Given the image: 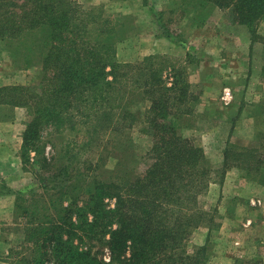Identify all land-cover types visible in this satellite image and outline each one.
<instances>
[{
	"label": "trees",
	"instance_id": "trees-1",
	"mask_svg": "<svg viewBox=\"0 0 264 264\" xmlns=\"http://www.w3.org/2000/svg\"><path fill=\"white\" fill-rule=\"evenodd\" d=\"M189 1L195 5L185 14L192 11L203 21L208 11L219 7L232 22L248 26L254 37H260L264 0ZM116 26L112 18L76 0H0V43L28 65L37 57L42 63L37 85L0 87V105L29 110L21 147L25 167L32 153L43 154L47 132H76L79 137L72 141L85 154L90 140L115 132L123 135L134 124L132 111L123 104L130 73L135 77L134 89H144L145 97L152 100L148 121L154 142L144 172L124 150L118 174L110 180L92 177L81 206L56 202L44 206L36 199L27 200L24 193L18 195L15 209L25 219L24 239L34 244L31 254L16 252L24 264H114L115 260L119 264H205V248L191 254L186 241L194 228L208 221L199 199L214 179L215 169L204 149L180 135L170 118L194 112L186 105L187 75L177 70L169 84L156 66V55L138 64L122 63L116 56ZM177 103L184 106L173 110ZM68 145L65 142L64 148L72 156ZM234 149L226 150V163L240 155ZM259 157V148H254V161ZM229 168L220 169L223 177ZM260 183L264 184V177ZM107 198L115 199L114 207H109ZM76 239L82 243L107 240L110 261L94 254L92 246L80 248Z\"/></svg>",
	"mask_w": 264,
	"mask_h": 264
},
{
	"label": "rangeland",
	"instance_id": "rangeland-1",
	"mask_svg": "<svg viewBox=\"0 0 264 264\" xmlns=\"http://www.w3.org/2000/svg\"><path fill=\"white\" fill-rule=\"evenodd\" d=\"M76 1L89 9L95 7L99 12L117 22L118 32L115 40L117 42L116 56L118 60L122 63L138 64L146 56L156 55V66L163 70L164 78L167 81L168 77H171V68H174V71L183 70L186 73L184 65L179 59L184 55L151 52L154 34L158 32V25L156 24L158 17H161L162 23L173 30L178 39L188 40L199 46V49L195 50L190 58L193 63L191 64V72H189V81H192L193 86L190 85V96L186 103L188 108H192L194 112L191 114L180 112L170 117L180 135L190 138L204 149L209 163L215 169L214 179L199 199L201 210L209 214L208 221L193 229L191 236L186 241L187 249L193 254L199 249L205 248V264H264V243L261 241L256 243V239H254L259 234H264V209L262 218L259 210L264 207V191H259L258 194L259 199L263 201L262 206L260 205L258 209H255L250 202L252 200L250 197H254V183L264 187V184L260 183V178L264 177V174L261 175L264 172V99L257 104L249 99L251 105L246 106V108L243 106L242 110H239L240 103L238 102L242 100V98L239 99L242 94H239L238 99L233 102L235 92L230 90L232 97L228 99V104L220 98L221 95H218L220 92L223 95L225 91L229 90H225L226 87L223 90L224 75L225 77L229 76L227 83L233 85L234 81L232 84L230 82L231 77L236 74L232 75V72L235 73L241 66L246 70L248 65L246 60L245 63L242 62L244 53L242 54L243 46L241 45L248 41H251L252 45L247 59L251 66L254 65V43L258 44L257 47L262 45L264 48V24L261 26L260 23L258 26L257 32L260 37H254L248 26L243 24H238L240 27L234 30V27L226 23H234L226 10L213 13L217 7L208 11L209 13L207 12V17L203 21L194 17L195 14L193 13V16L189 15V22L185 16L182 17L184 20L181 22L179 20L181 12L185 8H187L186 11L190 10L195 5L189 0L172 1L173 3L166 9V12L165 10L162 11V16H158L153 10L149 0ZM210 16L213 19L208 28L199 29L192 34L187 32L186 27L190 21L200 25L207 21ZM205 47L207 51H205ZM7 48V45L0 43V87L16 84L37 85L43 74L40 57L35 58L33 63L28 65L18 57L15 58L14 53ZM200 51L202 53H199ZM224 52L229 57L228 61H219L218 56L221 53L223 55ZM209 56L216 58L214 60L216 65H213L212 68L217 70V80L210 81L209 79L202 83L201 78H199L200 72L197 71L199 68L197 64L199 65L202 58ZM257 61L264 63V54L263 58L259 55ZM206 65L208 63L203 62V66ZM234 78H236L234 79L236 80L235 84L239 85L237 90L240 92V85L246 87L244 86L246 85V77ZM129 79L127 96L124 98L123 104L132 111L134 124L126 128L123 135L120 132H115L113 135L111 133L110 136L101 135L95 141L90 140L86 144L88 148L86 154L80 152L79 145L72 141L75 137H79L76 132H59L52 135L47 132L44 138L46 146L43 154L37 156L32 153V159L27 165L33 180L28 191L22 194L27 200L36 199V204L40 202V205L50 207L54 202L57 206L59 203L67 207L72 205V208H75L78 203L81 206L86 199V188L92 177L110 180L118 174V162L121 160L124 150L127 151L126 155L130 159H135L136 165L139 164L141 172L146 170L149 165L148 155L154 142V133L150 129L148 121L152 100L145 97L144 89H134L133 80L135 77L132 73H130ZM237 81L239 82L237 83ZM203 84H208V88L213 89L215 93L208 97L210 103L208 98L206 99L207 102L201 98L204 90ZM208 88L207 91H210ZM252 88L251 91L254 90V85ZM192 95L194 96L192 97ZM232 102L236 105L231 104ZM181 106L184 105L177 103L173 110L177 107L182 108ZM242 115L254 119L253 122H242ZM30 118L29 110L26 107L0 105V120H18L19 129L21 126L22 133L26 127L25 123ZM65 142L69 144L67 147L71 150L72 156L67 154L64 148ZM229 148L230 150L237 148L240 155L235 156L234 160L231 159L227 163L225 159L219 161V154L222 153L225 158V152ZM254 148H259L260 161H254ZM248 149L251 150V153H248L247 156L245 154ZM227 165H230L228 170H240L244 173L237 175L238 173L234 171L233 177L229 179L230 182L227 185L232 187L236 185L237 188L233 190L228 188L226 194H223L224 189L221 184L224 182L226 174L223 177L220 169L226 168ZM65 166L68 167L64 168ZM91 166L93 167L91 168ZM24 181H28V179L25 178ZM20 182L22 183V181ZM64 191H67L68 194L65 195ZM236 191L240 193L237 194ZM246 192L252 193L247 194ZM225 195L228 197L224 199ZM223 199L225 215L219 210V204ZM106 202L109 207L115 206V199L107 198ZM51 212H53L52 209ZM18 214L16 210V216L21 219ZM254 218L258 219L259 225H255ZM21 220L24 221L25 219ZM25 226L26 223L21 230L24 238ZM24 238L15 244L14 251L31 254L34 244L27 242ZM75 242L84 249L92 246L94 254L107 262L110 261L107 240L93 239L92 242L82 243L76 239ZM14 263L24 264L21 256L18 255L14 256ZM114 264H119L118 260H115Z\"/></svg>",
	"mask_w": 264,
	"mask_h": 264
},
{
	"label": "crops",
	"instance_id": "crops-1",
	"mask_svg": "<svg viewBox=\"0 0 264 264\" xmlns=\"http://www.w3.org/2000/svg\"><path fill=\"white\" fill-rule=\"evenodd\" d=\"M172 1L174 2V0H149L150 6L151 7L153 6V10H155L158 16L163 15V12H162L163 10H165L166 12V9H168L173 3ZM179 8L182 9V7H179ZM186 9L187 8H185L184 10ZM223 10L224 9H220L217 7L216 9H214L213 13H216L217 11H223ZM181 13L182 14L179 16L181 18V19L179 18L181 22L182 20H184L182 18L183 16L187 18L188 22H189L188 19H190L189 15L193 16L192 11H190L189 15H187L188 13L187 14H185L184 12H181ZM212 19H213L212 16H210L207 21H204L200 25L196 24L193 21L192 22L190 21V24L188 23L189 25H187L186 27L187 32L192 34V33H195V31L199 29L205 30V28H208L210 26V22ZM226 23L230 25L231 27H234V30L235 29L237 30V28L240 27L238 26V24H235V23H229V22H226ZM156 24L158 25V32L154 34V42L151 47L152 48L151 52L162 53V54L169 53L172 55L175 54V55H180V56L184 55L182 58H179V59L184 65V69L186 70L187 80H188L189 85L193 86L192 81L191 80L189 81L190 79L189 72H191V64L193 63L191 62L190 58H191V55L195 53V50L199 49V46L195 45L194 42L178 39L174 35L173 30L171 28L169 29V27L166 24L162 23L161 17L160 18L158 17V19L156 20ZM263 24H264V20H262L261 26ZM167 32H170L172 35L171 36L168 35ZM243 44L241 45L243 46L242 54L244 53V57H242L243 58L242 62L245 63V60H246L248 66L246 70L242 68L241 66L240 69L235 71V73L232 72V75L236 74L234 75V77H238V79H241V77L245 76L246 85L244 86L246 87H242V85H240V92H239L237 90L239 85H236L235 84L236 80H234L236 78L231 77L232 78V80L230 81L231 84H232V81L234 82H233V85H230L227 83L228 82L227 78H229V76L225 77L224 75L223 77L224 84H222L223 85L222 87H223V90L225 87H226L225 90L226 89H229V90L227 92L225 91L226 93L224 92L223 95L221 94V92L218 93L219 96L221 95L220 98L225 100L226 104H228V101H229L228 99L232 97L230 90L235 92L233 102H235L238 99L239 94H242V96L239 98V99L242 98V100L238 102L240 103L239 110H242L243 106H245L246 108V106L248 107L249 105H251L249 104V99H251L252 101H255L256 104L259 101H262L264 99V63L263 61H259V63H261L259 65L257 61V57L259 55L261 58H263L264 48L262 45L260 47H257L258 44L254 43V47H255L254 48V65L251 66L247 58H248L249 53L251 52L250 48H251L252 42L248 41L246 44L244 45ZM202 49H204V47H202ZM205 51H207L206 47H205ZM199 53H202V52L200 51ZM218 57H219L218 58L219 61H228L229 59V57H227L225 52L223 53V55L221 53V55H219ZM215 59L216 58L212 56H209L207 58L204 57L200 61L199 65L197 64V66H199L197 71L200 72L199 78H201L202 83L207 82V80L209 79L210 81H215V79L217 80V76H218L216 72L217 70L216 68H212L213 65H216L214 62ZM203 62L208 63V65L204 67ZM171 71H172L171 77H168L169 84L172 83V80L175 74L174 68H171ZM214 72L216 73L213 75ZM238 82L239 81H237V83ZM241 83L243 84V82ZM253 85H254V90L251 91L253 89L252 88ZM202 86L204 87V90L201 95V98L203 101L207 102L206 99L210 95H213L215 93L213 89L210 90V88H208V84H203ZM207 88L210 91H207ZM208 102L210 103L209 98H208ZM233 102L231 104L236 105ZM241 119H243L242 122H248V123H251L254 120L252 118H249L243 115ZM17 121L18 120H13V121L0 120V182L5 185L4 188L1 187L0 185V264H15L14 256H16L17 254L14 251V247L16 243H18L19 241H22L24 238L23 237L24 234H22L21 230L23 228V225L25 224L24 223L25 221L21 220L20 218H18V216H16L15 208L17 204L18 195L20 193L27 192L33 183L32 176L29 174V169L28 167H25V164L23 163V160L21 157V147L23 143L22 134L23 133H22L21 126L19 129V125ZM224 159H225L224 155L220 153L218 160L223 161ZM234 171H236L235 173H238L237 175H239L240 173L241 174L244 173L243 171H240V170H232V169L228 170L225 176V180L221 184L224 189L223 194L224 193L226 194V189L228 188H231L232 190L237 188L236 185L234 187L227 185L228 182H230L229 179L233 177ZM25 178H27L28 181H24ZM20 181H22V183ZM237 191L235 193H237ZM259 191L263 192L264 187L258 183H254V197L253 196L250 197L252 199L250 202L254 205L255 209H258L259 206L260 205L262 206L263 204V201L259 199V195H258L260 193ZM246 193L251 194L252 192H246ZM227 197L228 196L225 195L224 199ZM224 199L219 204V210L223 215H225L224 210H223V208L225 207ZM263 209L264 207H261L259 209L261 212V216H260L261 218L263 217L262 216ZM256 219L257 218H254L255 225H259L260 222L258 221V219L257 220ZM254 239H256V243L260 241L264 243V234L262 235L259 234L258 236L254 237Z\"/></svg>",
	"mask_w": 264,
	"mask_h": 264
}]
</instances>
